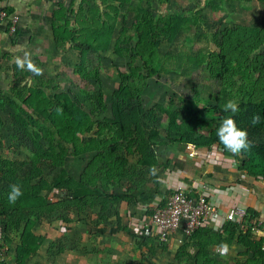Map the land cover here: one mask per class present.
<instances>
[{
	"label": "rangeland",
	"instance_id": "1",
	"mask_svg": "<svg viewBox=\"0 0 264 264\" xmlns=\"http://www.w3.org/2000/svg\"><path fill=\"white\" fill-rule=\"evenodd\" d=\"M0 13V190L10 176L39 187L19 202L35 219L17 229L2 219L0 264H145L136 223L115 221L119 201L109 197L136 200L158 152L179 150L180 140L209 149L223 118L207 108L264 97V0H0ZM24 51L41 75L16 67ZM119 72L144 81L117 99L130 138L111 132ZM244 129L264 157V122ZM55 180L74 194L48 196ZM113 223L115 235L85 231ZM236 239L208 237L193 262L264 264ZM221 242L235 245L226 256Z\"/></svg>",
	"mask_w": 264,
	"mask_h": 264
},
{
	"label": "crops",
	"instance_id": "2",
	"mask_svg": "<svg viewBox=\"0 0 264 264\" xmlns=\"http://www.w3.org/2000/svg\"><path fill=\"white\" fill-rule=\"evenodd\" d=\"M218 149L214 146L209 149L199 148L195 158H188L182 146L179 150L158 152L157 175L144 174L147 179L146 185L141 192L132 194L136 196V200L117 203L118 214L115 215V221L123 217L122 222L131 221L128 225L136 223V230L131 232L140 237L136 238V241L143 244L141 251L144 254L140 255L146 256L145 264H195L193 258L198 243L214 235H226L221 230L222 227L215 230L211 221L208 226L199 228L188 238L183 236L180 230H176L163 244L157 243L154 237L143 236L142 232L149 221L151 209L161 204L164 195L176 189H187L192 184L198 186L204 183L207 186L204 194L215 206L217 210L215 217L223 221L222 226L226 223L225 212L233 207L251 210L256 214L255 218L264 223V181L249 177L246 172L238 169L235 160L220 153ZM84 196H87V193ZM95 196L100 198L97 193ZM116 225L115 223L111 226L99 225L94 229L85 227V231L88 230L91 235L111 236L117 232ZM258 237L254 238V241L260 246L261 240ZM229 246L233 249L235 245L232 243ZM237 247L242 249L240 245Z\"/></svg>",
	"mask_w": 264,
	"mask_h": 264
},
{
	"label": "trees",
	"instance_id": "3",
	"mask_svg": "<svg viewBox=\"0 0 264 264\" xmlns=\"http://www.w3.org/2000/svg\"><path fill=\"white\" fill-rule=\"evenodd\" d=\"M10 11V10H9ZM178 30V28H177ZM221 64L224 65L225 67L227 66V62L224 61V59L221 60ZM119 74V79H120V86L119 88L113 93V101L111 102L110 105V110H111V123L115 125L113 129H111V132L117 135V137L121 138H130L131 134L127 130V116H122L121 111L119 110V102L117 99H122V98H131L134 94L138 93L139 90L144 86V81L140 83H134L133 78H131L128 75H125L123 73H118ZM239 111L238 113L235 114L233 117L237 123V126L241 129L246 128L247 126H258L260 127L263 122H264V97L258 99L256 102H242L238 105ZM206 112L209 114H216L219 117L225 118L226 116L232 115L229 112H225L223 109L219 108L218 106H211L206 109ZM254 115H259L260 116V121L259 123L253 125L251 118ZM154 132L151 133V136L154 137ZM208 144H213L215 148L221 149V151L227 152L224 148L223 145H221L218 141V138L216 134L212 138H208L206 140ZM180 143L183 145L185 143H192L195 146L199 147L200 145L197 143L195 140L191 139H183L180 140ZM206 144V147L209 145ZM205 146V145H204ZM211 146V147H212ZM210 147V146H209ZM245 158V161L241 164V166L238 167L239 170H242L247 173V175L253 179H259L264 181V157L259 153L258 150H249V151H244L240 154ZM5 180L7 182V186L4 189L0 190V223L2 222V219L5 217L9 218L12 222V226H15V229L17 224L20 221H24L28 218H36L33 217L35 216L29 210H23L20 208L19 202L21 198L24 199H34L36 198L37 191H38V183L34 185L28 184V181L25 177L21 178H13L12 176L10 177H5ZM12 184H20L22 187L23 195L16 201L15 204H9L8 202V193L10 191V185ZM83 195L90 192L91 190L85 185H83ZM89 189V190H88ZM85 192V193H84ZM51 197L53 199H59L64 200L67 199L68 194H74L69 188H66L64 186H61L60 184L56 183V180L52 182L50 185V192ZM97 193V191H96ZM100 197L102 194L100 192L97 193ZM70 198L72 197L69 195ZM111 200H118L120 201L121 199L119 197H114L110 196L109 197ZM247 213V219H255V213L252 212L251 210H246ZM68 221H65L64 219L62 220L63 224V229L68 228ZM244 226H246L245 230L238 229V224L236 223H230L226 222L221 230L224 231L227 235L233 237L234 234L236 235V243L243 248L250 249V246L253 245V249L256 253H258L260 256L263 257V252L260 250L259 246L257 243L254 241V238L252 237V234L248 230L247 223H244ZM89 226H86V228ZM97 227V226H95Z\"/></svg>",
	"mask_w": 264,
	"mask_h": 264
},
{
	"label": "built area",
	"instance_id": "4",
	"mask_svg": "<svg viewBox=\"0 0 264 264\" xmlns=\"http://www.w3.org/2000/svg\"><path fill=\"white\" fill-rule=\"evenodd\" d=\"M3 14L0 13V21ZM8 31L13 32L17 18H9ZM188 158L197 156L198 147L192 143L182 145ZM207 186L200 183L198 186L190 185L187 189H176L164 195L160 205L153 207L150 211L149 221L145 225L142 235L154 237L155 241L163 244L169 236L176 230L186 238L190 237L201 227L208 226L212 218L217 215V210L212 202L206 197L204 192ZM247 219L246 210L241 207L230 208L224 214L225 222L238 224V229L245 230L247 223L248 230L253 238H260V250L264 258V223L259 219ZM0 250V256L2 254Z\"/></svg>",
	"mask_w": 264,
	"mask_h": 264
},
{
	"label": "clouds",
	"instance_id": "5",
	"mask_svg": "<svg viewBox=\"0 0 264 264\" xmlns=\"http://www.w3.org/2000/svg\"><path fill=\"white\" fill-rule=\"evenodd\" d=\"M31 53L24 51L23 56L14 57V63L16 67L20 70H28L34 75H41L42 69L39 68L31 58ZM230 110L232 115L226 116L223 118L216 129V136L218 141L223 148L232 155H239L244 151H249L251 149V141L248 139L247 130L241 129L237 126L235 119L233 118L236 113L239 111L237 102L229 100L224 105V111L228 112ZM60 111V109H57ZM252 124L255 125L259 123L260 116L254 115L251 118ZM158 169L155 166L149 168V175L156 176ZM23 195L22 187L20 184L10 185V191L8 193V202L9 204H15L16 201ZM215 230H219L222 227L223 221L217 217L212 218ZM216 251L220 256L228 255L230 251V246L226 242H221L217 245Z\"/></svg>",
	"mask_w": 264,
	"mask_h": 264
}]
</instances>
